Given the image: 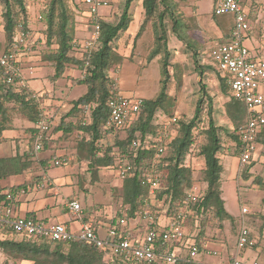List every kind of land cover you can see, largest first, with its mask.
Listing matches in <instances>:
<instances>
[{"label": "trees", "instance_id": "trees-1", "mask_svg": "<svg viewBox=\"0 0 264 264\" xmlns=\"http://www.w3.org/2000/svg\"><path fill=\"white\" fill-rule=\"evenodd\" d=\"M135 0H125L119 19L115 23L101 22V33L96 48L86 51L76 45L74 12L71 11L67 0H46L42 6L40 19L44 27L41 30L46 51L40 55L42 61L53 68L48 76L51 81L63 77L68 66L79 69L80 77L75 83L84 84L86 92L72 101L71 107L51 125L55 129H62L65 137L77 134L74 138L75 148L85 150L91 156V171L96 178L102 168L116 169L120 157H125L132 165L131 174L121 181L117 187V194L121 198V207L112 214L108 227H120L117 222L123 213L127 221L138 216V211L150 210L154 215L159 214L161 206L166 203L165 216H174L181 208L187 194L194 184L193 169L190 165L192 151L202 161L200 169L201 182L204 184L200 196L192 203L193 213L189 215L184 225L193 233V243L199 247L200 238L205 236L206 224L209 219L216 221V226H223L226 220L234 218L226 211L221 197V154L224 151L222 132L228 135L235 143V151L239 153L240 140L236 133L237 127L247 118L244 104L230 96V87L225 77L215 73L218 80L219 91L226 95L224 115L232 125L230 131L224 125H218L213 117V98L209 95L206 84L203 82L204 74L210 69L207 63L199 62L198 52L189 37L183 36L180 31L183 24L179 17V5L184 0H140L142 21L134 35L133 42L144 32L148 22L153 34L152 46L147 54V61L158 57L159 89L155 96L142 98L143 104L137 116L126 127H115L108 123V100L119 92L109 76V68L123 60L122 55L114 47V42L121 32L128 29L133 20L131 6ZM137 1V0H136ZM214 31L221 42L230 38L232 29L230 17L220 19L212 11L210 14ZM167 19L171 21V31L177 40L185 47L191 49L194 68L198 76L199 95L195 102L191 117L176 118L172 120L175 99L169 94L171 79L179 85L182 81V70L178 63H171V51L167 42ZM0 25L5 40L4 52L10 51L20 32L30 33L28 25V7L24 0H0ZM89 30L91 26L87 23ZM213 30V29H212ZM21 49H19L20 51ZM88 62V66H86ZM18 67V64L16 63ZM172 67L173 72H170ZM84 73V77L81 74ZM29 88L18 85L16 82H7L5 69L0 66V143L6 140L5 134L15 127L14 117L10 111V104L18 110L30 125L25 127L26 139L34 141L33 132L39 120V110L32 99ZM206 102V104H205ZM88 112L87 121L79 119L67 120L72 116ZM160 111V112H159ZM205 112L206 119L202 118ZM169 121V137L165 151L156 155L154 137L162 129L164 122ZM23 132L24 129H22ZM82 132V135L78 133ZM122 131L123 138L109 145L106 141L108 135ZM79 134V135H78ZM48 137L44 139V146ZM133 141L137 142L133 146ZM258 148L264 151V126L257 135ZM114 146V147H113ZM264 155V154H263ZM157 165L159 183L155 189V200L148 202V185L143 182L144 174L148 173L152 162ZM252 161V160H251ZM28 154L15 153L9 156H0V192L12 191L27 186L28 181L10 183V178L19 175L27 166ZM264 165V163H263ZM246 165L244 177H250ZM264 170V169H263ZM261 176V175H260ZM264 176V173H263ZM37 178V176H35ZM264 179V178H263ZM37 179H35L36 181ZM253 184L264 188L261 177H255ZM125 226V225H124ZM123 226V227H124ZM190 233V234H191ZM239 229L236 237L238 236ZM10 229L0 228V250L7 258L25 260L31 264H111L105 258L101 249L83 241L53 242L40 238L20 236ZM190 237V236H189ZM0 264H10L6 259ZM138 264H164L160 262ZM175 264H187L177 261Z\"/></svg>", "mask_w": 264, "mask_h": 264}, {"label": "rangeland", "instance_id": "rangeland-1", "mask_svg": "<svg viewBox=\"0 0 264 264\" xmlns=\"http://www.w3.org/2000/svg\"><path fill=\"white\" fill-rule=\"evenodd\" d=\"M24 1L28 7V25L30 33L27 38L26 45H21L19 47L21 50L16 51L14 54L19 66L25 61L24 58H33L35 56L40 58L42 52L47 49L45 47L44 40L41 39L43 36L41 30L44 27L43 20L39 18L42 6L46 0ZM107 1L108 6L101 8V10L106 15L105 21L115 23L119 19L125 0ZM67 4L71 11L75 13V27L78 31L75 37L78 40H82L84 39L87 30L83 20L78 18L82 15L84 8L82 0H67ZM198 5L200 14L198 16L188 15L191 13V10L195 11V7L193 5H188V9H185V7H187L186 0L180 2L178 11L180 12V21L183 24V29L180 33L185 37L188 36L189 39L193 41V45L198 52L199 62L201 64L207 63L211 66V70H208L206 74H204L203 82L206 84V89L209 95L213 98V117L218 125H224L231 131L232 125L224 115V103L226 102L227 97L226 95H222L220 93L217 76L215 75V73L221 75L222 73L209 55L210 49L216 43L221 42V40L217 37L218 32H214L215 28L210 17L215 5V0H199ZM254 5L257 4L253 2L251 6L249 5L248 19L251 28L249 29L248 35L245 39V45L250 49L251 56L253 58H260L264 60V8L259 9L258 6ZM136 9L138 8L136 7ZM132 10H134L135 14L132 22L126 31L121 32L119 38L113 44L114 49L122 55L123 60L119 63L113 64L109 68L108 73L115 84L114 86L119 88L122 95L132 98H151L156 95L159 89L158 78L160 60L156 57L151 61H147V54L153 42L150 22L147 23L145 30L140 37L133 42L135 32L142 21L143 15L141 17L137 15L135 5ZM219 18L224 19L225 17L221 16ZM167 42L171 51V63H178L182 70L181 83L178 85L176 80L172 78L168 89L169 94L175 99L172 117L175 116L178 119L183 117L189 118L193 114L195 102L200 93L198 76L196 74L197 72L194 68L193 58L190 53L191 49L185 47L182 42L177 40L176 36L171 31V21L168 19ZM5 45L4 35L0 25V53L4 50ZM23 71L26 78L30 77L29 79L34 81V85H39V83H35L36 79H39L38 81L42 80L44 85H46V88L52 86L53 83L56 84V87L51 94L46 92L47 99L49 100L47 108L49 115L52 116L53 120L58 119L62 114L68 111L69 107H71L72 101L86 92V86L84 84L75 83V78L80 77V71L74 66H68L63 73V77L57 79L56 81H50L47 79V76L53 73V68L48 64L34 66V77L29 75L28 70L25 69ZM170 72H173L172 67H170ZM9 107L11 114L14 117L15 125H30L29 121H27L15 107L11 104ZM87 114L88 112L84 111L83 113H78L71 118H67V120L70 119L76 121L83 119L84 121H87ZM202 118L204 120L206 119L204 111L202 113ZM52 127H54V125L50 126L51 131H53ZM22 129H24L25 132H23L22 136H19L20 138L17 140L24 139L23 137L28 134L25 127ZM124 136L125 134L122 133V131H116V133L108 135L106 141L109 145H112ZM222 143L224 151L220 156L222 165L221 197L224 201L226 211L234 218V220L232 222L226 220L223 223V226L217 227L216 221L214 219H209L206 224L205 233L207 232L210 238L220 236L221 242L219 247H223L224 249L225 247H229L230 249L237 251V257L240 260L247 262L258 260L264 263V193L262 194L260 192L264 191V188H262L261 185L252 183L253 179L257 176L261 177L262 181H264V176L262 172L258 173L256 168L257 163L255 162L248 168L251 176L245 178L244 170L246 167L240 168L239 166L238 154L234 147L235 142L228 135L222 132ZM11 145L10 140H4L0 145V156H9ZM65 148L67 149V152L72 149L69 144H67ZM52 151L51 146H49L47 150L37 152V156L40 158H48L52 154L61 156L60 152ZM195 152L196 150L192 151L189 160L194 175V184L192 185V188L196 187L197 190L202 192L204 186L201 182L200 174L202 161L197 157V155H194ZM263 154L264 151L262 148L261 150H257V152L253 155L254 159L257 157L260 159V162H258L260 165H263L264 163ZM35 158V155L30 157L31 160H35ZM68 160L66 161L67 163L54 165V160L49 158L47 162V172L53 176L57 174L58 177L71 175V177L75 180L74 184H78L80 188L83 187L84 184L97 185V196L101 197L103 195L104 199L107 200V203L96 202L89 207L85 206L86 204L84 203L83 206L88 214L92 213L90 211L91 209L97 210L103 205L107 206L104 208V211H106V209L113 208V211L109 210V213H116V211L121 207V205H118V203H121V198L117 194V187L121 186V180L116 176V171L111 167L102 168L100 174H97L96 178H94V174L87 168L86 163L73 162L72 159ZM35 176L36 175L34 174L32 179H35ZM18 179L21 180L20 177ZM42 192L45 191L42 190ZM108 192L111 193L110 198ZM47 197L52 201L60 200L62 203L65 202L62 195L55 196L50 193ZM99 197L98 199H100ZM68 199L70 198L67 197L66 200ZM159 205L161 206L160 216H163V210L166 208V203L163 204L159 202L158 206ZM109 206L113 207L111 208ZM242 207L248 208V212L243 215L242 219L245 221L246 227L251 230L249 236L250 239L253 240L255 238V241L253 240L252 246L237 248L236 234L241 224ZM121 209H123V207H121ZM252 229L255 232H253ZM20 236V234L17 235V237ZM6 259L10 264H19L20 262L16 259L7 258L0 250V262H3ZM208 260L212 261L213 258H208Z\"/></svg>", "mask_w": 264, "mask_h": 264}, {"label": "built area", "instance_id": "built-area-1", "mask_svg": "<svg viewBox=\"0 0 264 264\" xmlns=\"http://www.w3.org/2000/svg\"><path fill=\"white\" fill-rule=\"evenodd\" d=\"M248 0H215L213 12L216 16L230 17L232 29L230 38L226 42L216 43L210 50V57L218 67L222 76L226 78L230 87V96L240 100L246 109L247 118L237 127L236 133L240 140L239 166L244 168L253 159L258 148L257 135L264 126V60L253 58L250 49L245 45V39L250 29L248 19ZM87 12V20L91 30L86 39L77 41L76 45L86 51L96 48L101 33V8L108 6L107 0H82ZM40 18V16H39ZM29 33L20 32L14 41L12 49L0 53V66L5 69L6 81L16 82L27 87V83L16 66L15 52L19 47L26 45ZM86 62V66H88ZM84 77V73L81 74ZM32 99L39 110V120L33 132L34 149L38 151L44 146V139L50 130L52 116L48 112L47 93L32 92ZM143 104L142 98H132L121 93H115L108 100V123L115 127H126L140 112ZM172 118V122L175 121ZM169 122H164L158 135L153 138L156 155L162 154L166 149V142L170 135ZM137 142L133 141V146ZM66 158L54 160V165L65 163ZM117 177L122 181L131 174L132 165L125 157H120L116 164ZM143 182L148 185V202L155 200V189L159 183L157 165L153 161L148 173L144 174ZM26 189L19 188L12 191L0 192V228L10 229L21 236L40 238L53 242L83 241L91 244L105 253V258L111 264H138L140 262L175 264L184 261L187 264H211L200 261L195 257L198 247L192 243L186 245L185 240L190 236L189 229L184 225L185 219L193 213L192 203L200 196V191L193 187L187 194L180 210L174 216L154 215L150 210L138 211L137 219L142 226H129L123 210L117 224L120 227H107L106 236H101L94 227V222L84 221V210L81 204L72 199L68 202L70 213L81 219L79 232L69 230L64 224L47 222L31 216L16 214L15 205L25 195ZM165 211V210H163ZM241 224L236 238L237 248L252 246L249 229L242 219L247 208H241ZM164 214V213H163ZM164 218L165 223L160 224L159 219ZM125 225V226H124ZM124 226V227H123ZM187 249L186 254L184 250ZM218 264H264L258 260L247 262L239 258H232Z\"/></svg>", "mask_w": 264, "mask_h": 264}, {"label": "crops", "instance_id": "crops-1", "mask_svg": "<svg viewBox=\"0 0 264 264\" xmlns=\"http://www.w3.org/2000/svg\"><path fill=\"white\" fill-rule=\"evenodd\" d=\"M198 1L199 0H186L187 7H185V9H188V5H193L195 7V11L191 10V13H189L188 15L198 16L200 14ZM139 2H140V0H137V1L135 0L133 2V5L131 6V11L133 12V18H134L135 14H134V10H132V8L134 5H135V10H137V15L139 17L142 16V9L139 5ZM253 2H255L257 4L254 6H258L259 9L264 8V0H248L247 1L248 12H249V5L251 6ZM83 7H84V5H83ZM136 7L138 9H136ZM105 16L106 15L101 10V18L103 21L106 20ZM76 18H77V16H76ZM78 18L80 20H83V22L85 24V28L87 29L86 35L84 37V39H86L87 36L89 35V32L91 29L89 30L88 25H87L88 20H87V12H86L85 8H83L82 15ZM75 29H76V31H75V35H76V33L78 31H77L76 27H75ZM219 34L220 33H217V36H219ZM84 39H82V40H84ZM82 40H78V41H82ZM2 52H4V50ZM24 60L25 61L23 63H21L20 66L19 65L18 66H19L20 73L22 74L23 78L25 79V82L27 83L28 88L31 91H35V92L43 91V92H48L51 94L52 91H54L56 84L53 83L52 86L46 88V85H44L42 80L38 81L39 79H36L35 83H39V85H36V84L34 85V83H33L34 81L29 79L30 77L26 78L24 73H23L24 72L23 70L26 69L29 71V75L34 77V66H37L40 64H47V63L40 60V58L38 56H35L33 58L32 57L31 58H24ZM49 75H51V74H49ZM48 76H47V79H49ZM118 93H120V90ZM55 102H58V101H55ZM48 104H49V100H48ZM59 104H61V103H59ZM28 126H32V125H15V127L13 129L8 130L5 134L6 140H10V142L12 144L10 146V154L9 155H14L15 153H19V154L25 153V154H28V161L30 162V165H28L27 168L24 169L21 174H19L18 176L17 175L13 176L9 179L11 184L14 182H19V181H28V183H29L25 187L26 188L25 195L15 205L16 214L21 215V216H31V217H34L36 219H41V220H44L47 222L62 223L69 230H71L73 232H79L80 228H81V221L82 220L79 219L78 217H76L75 215H73L72 213H70L68 210V206H67L68 202L70 200L74 199L81 204V206L84 210V215H83L82 219L84 221H87V220L93 221L96 231L101 236L105 237L106 232H107V227H108L107 224L109 223V221H110L109 219H110L111 215L113 214V213L110 214L109 212L111 210L113 211V208H112L113 206H109L112 209H106V211H104L105 210L104 208L107 207L106 205H103L101 208H99L97 210L91 209L90 210L92 212L91 214H88L85 211V208L83 206L84 203L86 204L85 206H87V207L95 204L96 202L107 203V200L104 199L103 195L101 197L97 196V193H96V189H98L96 187L97 185H93V184H86L85 185L84 184V186L80 188L78 184H74L75 180L71 177V175L67 176L65 174L66 175L65 177H60V176L58 177L57 174H55L53 176L47 172V162H48L49 158H52L53 160L59 159V158H66V161L68 159L69 160L72 159L73 162L86 163L87 168L89 170H91V165H90L91 156H90V154L88 152H86L85 150L75 148L76 142H75L74 138L77 136V134H71L70 136H68V138H66L63 130L62 129L56 130L55 127L57 125H54V127H52L53 131L49 130V132L47 134L48 141L46 142V145L43 146L42 149L35 151L34 142H33V144H32V142L30 143L28 141V139H26V136L23 137L24 139L17 140L18 138H20L19 136H22V134H23L22 128L28 127ZM78 133L80 135H82L81 131H78ZM1 144H2V142L0 143V145ZM67 144H69L72 148L69 152H67V149L65 148V146ZM49 146H51V148L53 150L52 152H60L61 156L55 155V154L50 155V157H48V158L47 157H45V158L41 157L40 158L37 156V152H39L41 150H47ZM33 155L36 156L35 160L30 159V157ZM255 162L257 163L256 168H257L258 173L262 172V174H263L264 165H260L258 163V162H260V159L258 157L256 159L253 158L250 163L253 165ZM65 163H67V162H65ZM100 171L101 170H99L98 172H100ZM248 172L250 173V170H248ZM34 174L37 176V178H35V179H37L36 181H35V179H32L33 178L32 176ZM97 174H100V173H97ZM73 176H74V174H73ZM116 176H117V174H116ZM19 177L21 178V180L18 179ZM42 190L45 192H42ZM260 192L262 194L264 193V191H260ZM50 193L55 195V196L62 195L64 197L65 202L62 203L60 200L59 201H52L51 199H49L47 197V195ZM110 194L111 193L108 192L109 198H110ZM67 197H69L70 199L66 200ZM98 197L100 199H98ZM118 205L120 206L121 203H118ZM247 212H248V208H247ZM165 220L166 219L161 217L159 219V221H160L159 223L163 224V223H165ZM128 224H129V226H133V225L142 226V221L139 218L137 219V217H135L130 222H128ZM252 231L255 232L253 229H252ZM249 232H251L250 229H249ZM189 233H191V232H189ZM192 237H193V233H191L190 237H188L185 240L186 245H191L193 243L194 239ZM199 240H200V246L198 247V252L194 258H196L200 261H203L206 263H211V264H218V263H224V262L232 259L233 257L238 258L237 257V251L232 250L229 247L228 248L225 247V249L223 247H221V248L219 247L220 242H221L220 236H215V237L210 238L208 236V233L206 232L205 236L201 237ZM253 240L255 241V238ZM186 251H187V249H185L183 253L186 254ZM208 258H213V260L209 261ZM19 264H31V262L21 260L19 262Z\"/></svg>", "mask_w": 264, "mask_h": 264}]
</instances>
